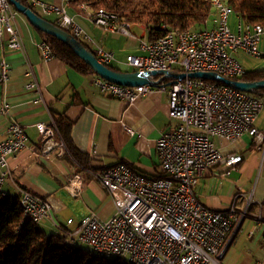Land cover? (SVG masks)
Returning a JSON list of instances; mask_svg holds the SVG:
<instances>
[{
    "label": "built area",
    "instance_id": "1",
    "mask_svg": "<svg viewBox=\"0 0 264 264\" xmlns=\"http://www.w3.org/2000/svg\"><path fill=\"white\" fill-rule=\"evenodd\" d=\"M42 15L53 14L56 26L75 38L90 42L81 26L67 13L68 0L60 5L42 0H27ZM214 18L212 26L196 30L194 35H177L166 31L151 41H141L143 55H128L126 64L134 71H160L150 75L148 82L138 86H123L92 73L91 84L102 94L133 104L154 89L168 97V117L176 120L173 128L163 131L156 140V151L162 175L154 178L135 172L124 163L104 166L98 172L84 170L108 192L113 213L107 219L89 212L77 223L67 219L57 222L47 198L17 185L12 177L11 159L29 149L23 126L11 120L0 140V196L10 194L4 189L10 184L15 194H22L26 216H37L43 224L74 243H90L94 248L111 250L112 257L127 258L139 264H221L225 241L237 230L246 216L232 203L227 209L215 211L201 204L194 195L198 177L219 169L222 175L235 170L244 160L241 153H222L214 144L218 138L234 145L249 136L264 149V128L256 121L264 110V97L245 92L216 80L190 78L192 72H212L224 78L243 76L245 68L238 61V53L259 58L264 55V28L245 23L240 16L234 30L229 24L232 10L221 0L211 1ZM86 7V6H85ZM85 12V11H84ZM18 12L8 0H0V41L13 51H23L20 31L16 25ZM86 15V14H85ZM93 25L129 36L132 24L121 22L109 14L86 15ZM164 30V27H162ZM43 61L53 57L50 45L41 40L36 44ZM96 59L110 65L112 52L96 47ZM23 56V54H22ZM24 57V56H23ZM9 64L0 60V83L8 80ZM185 74L184 78H179ZM24 88L35 94L32 103L41 105L49 114L50 122L34 124L42 139L40 154L49 156L54 151L68 158L69 153L61 139L43 90L32 66L27 63ZM10 105L3 101L0 114L8 116ZM124 131L133 136L131 127ZM67 190L70 184L66 186ZM250 201V196L248 197ZM23 221H26V217ZM257 226H263L261 210L253 217Z\"/></svg>",
    "mask_w": 264,
    "mask_h": 264
},
{
    "label": "crops",
    "instance_id": "2",
    "mask_svg": "<svg viewBox=\"0 0 264 264\" xmlns=\"http://www.w3.org/2000/svg\"><path fill=\"white\" fill-rule=\"evenodd\" d=\"M42 1L62 3V0ZM67 13L90 37V42L84 38L80 40L92 52L96 47L110 51L114 55L110 65L119 71H134L127 66L126 57L143 55L140 42L151 41L142 25H132V32L125 36L93 25L79 5L69 4ZM43 16L50 21L55 19L53 14ZM16 25L21 34L24 57L20 52L10 50L4 39L0 41V60L5 59L9 64L8 80L0 83V106L3 101L10 105L8 116L0 114V140L9 122L15 120L23 126L29 145V149L11 159L13 180L24 189L47 198L53 217L60 224L67 219L77 223L89 212L107 219L114 208L108 192L98 180L76 162L59 156L57 151L48 157L40 154L42 139L34 124L48 125L50 119L41 105L32 103L35 94L24 88L27 63L34 70L51 115L64 117L69 122L70 142L76 153L85 158L88 170L124 163L150 178L162 175L156 140L163 131L176 124V120L167 115L168 97L154 89L128 105L123 100L102 94L91 84V71L76 70L54 56L43 61L36 47L43 35L22 14L17 15ZM134 27L142 31L134 32ZM260 48L264 49V43ZM258 59L254 70H245L264 72V55ZM123 125L131 127L135 134H127ZM256 127L264 128V110ZM213 141L224 154L234 152L244 156L237 168L227 175H222L219 169L209 170L198 177L194 187L196 199L207 208L222 211L234 203L236 211L246 214L237 230L233 229L227 237L221 264H264V228L253 222L259 210L264 217V149L249 136L234 145L218 138ZM4 189L13 192L8 183ZM44 226L51 228L48 224Z\"/></svg>",
    "mask_w": 264,
    "mask_h": 264
},
{
    "label": "trees",
    "instance_id": "3",
    "mask_svg": "<svg viewBox=\"0 0 264 264\" xmlns=\"http://www.w3.org/2000/svg\"><path fill=\"white\" fill-rule=\"evenodd\" d=\"M43 19L56 25L54 21L38 13L27 0H18ZM212 0H71L76 6L84 4L94 12L98 9L115 13L118 20L132 25H142L153 40L166 31L201 30L213 9ZM233 15H238L248 24L264 26V0H226ZM164 27V30L162 29ZM40 32V31H39ZM54 57L79 71H91L72 49L57 38L42 33ZM87 49L85 43L76 38ZM90 50V49H89ZM91 51V50H90ZM92 52V51H91ZM94 54V52H92ZM108 67L114 68L112 65ZM236 81L254 82L264 80L262 71H246ZM253 94L264 97V88ZM58 133L69 153V160L78 166L86 167L84 157L77 154L70 142V124L64 117L52 114ZM0 264H126L118 258L96 257L91 250L81 248L78 243L67 239L44 224L23 222L22 209L12 193L0 196Z\"/></svg>",
    "mask_w": 264,
    "mask_h": 264
},
{
    "label": "water",
    "instance_id": "4",
    "mask_svg": "<svg viewBox=\"0 0 264 264\" xmlns=\"http://www.w3.org/2000/svg\"><path fill=\"white\" fill-rule=\"evenodd\" d=\"M14 9L22 14L31 26L36 30L51 35L62 43L68 45L72 51L86 64L90 67L91 71L101 78L116 83L123 86H138L148 82V77L150 75H159L160 71H119L114 70L107 65L100 63L95 55L87 49L82 43H80L74 36L70 35L65 30L59 28L58 26L52 24L51 22L43 19L35 12H33L29 7L25 6L18 0H8ZM190 78H201L206 80H216L222 82L226 85H231L236 89L245 92H253L264 88V80L245 82L236 81L228 78H224L212 72H192L187 75ZM179 78H184L185 74H180Z\"/></svg>",
    "mask_w": 264,
    "mask_h": 264
},
{
    "label": "bare ground",
    "instance_id": "5",
    "mask_svg": "<svg viewBox=\"0 0 264 264\" xmlns=\"http://www.w3.org/2000/svg\"><path fill=\"white\" fill-rule=\"evenodd\" d=\"M68 1H69V3L71 2V0H68ZM221 2L227 3L226 0H221ZM79 8H81L82 11L84 10L86 15H98L99 13H103V14H109V16H112L115 19L119 18V17H117V15L115 13L105 11L104 9H98L94 12H91V11L87 10V8L85 7L84 4H80ZM254 27L255 28H264V26L260 25V24H254ZM170 31H171V33H175L177 35H194V34H196V30H187V31H178V30L172 31V30H170ZM88 171L98 172L99 170L89 169ZM14 200L18 201V203L20 204V207L22 209L23 220L26 217V221H23V222H32L34 224H43L41 220H38L37 216H26V203L24 201V197L22 194H15ZM70 243H74V242H70ZM78 244L88 247L91 250L92 254L96 257L107 258V257L111 256V250H109V249L94 248V246L90 245V243H78ZM116 258L120 259L121 262L126 263V264H139V263H130L128 261V259L124 258V257H116Z\"/></svg>",
    "mask_w": 264,
    "mask_h": 264
},
{
    "label": "rangeland",
    "instance_id": "6",
    "mask_svg": "<svg viewBox=\"0 0 264 264\" xmlns=\"http://www.w3.org/2000/svg\"><path fill=\"white\" fill-rule=\"evenodd\" d=\"M37 11V10H36ZM39 13V12H38ZM20 14V13H18ZM212 17V15H211ZM46 18V17H45ZM235 23H236V19H235V16L232 14L230 15V18H229V24H230V27L232 30H234L235 28ZM207 28H210L212 26V21H211V18L208 19L207 21V24H206ZM137 26V25H135ZM134 32H141L142 30L139 29L138 27H134L133 29ZM238 61L242 64V66L244 68H246L247 70H254L256 68V66L258 65V62H259V59L258 58H255V57H252V56H248V55H245L243 53H238ZM47 227V226H45ZM81 248H84L86 249V246L84 245H80ZM88 248V247H87ZM89 249V248H88ZM107 258H113L112 256H109Z\"/></svg>",
    "mask_w": 264,
    "mask_h": 264
}]
</instances>
